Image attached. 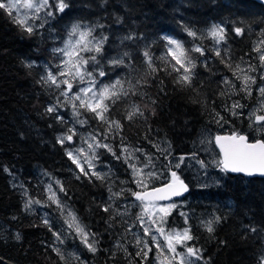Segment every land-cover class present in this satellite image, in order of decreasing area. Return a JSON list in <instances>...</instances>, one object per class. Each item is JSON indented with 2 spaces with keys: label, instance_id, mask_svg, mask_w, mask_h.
Segmentation results:
<instances>
[{
  "label": "trees",
  "instance_id": "1",
  "mask_svg": "<svg viewBox=\"0 0 264 264\" xmlns=\"http://www.w3.org/2000/svg\"><path fill=\"white\" fill-rule=\"evenodd\" d=\"M56 2L49 0L52 16H46L45 9L39 18H29L32 34L14 22V11L10 16L0 9V264H133L122 240L132 223L126 219H134V209L125 216L122 203L137 201L132 195L136 188L130 168L119 154L122 147L153 169L159 165L162 177L151 179L149 189L170 181L169 163L184 158L172 170L187 186V195L168 215L166 225L191 230L194 239L188 244L200 250L199 264H259L264 256V178L231 176L209 164L199 174L187 165L193 159L204 163L196 146L205 131L237 132L250 142L264 140V133L251 129L245 115L255 104V89L262 82L264 8L250 0H65L68 7L60 12ZM77 23L81 29H93L97 40L107 37L101 53L84 55H97L99 65L89 67L107 73L99 78L101 83L119 80L127 92L105 113L120 122L119 129H109L83 108L78 111L86 123L76 124L77 117L66 105L70 101L60 95L65 86L58 89L41 79L53 70V50L69 39L71 27ZM213 25L225 30L220 43L209 35ZM236 27L243 29L241 35H236ZM185 29L195 32L196 38ZM129 36L132 39H125ZM165 37L182 42L185 49L199 46L205 50L204 55L189 53L196 64L191 87L176 82L180 73L172 70L175 61L166 56ZM146 49L155 72L146 63ZM119 58L123 64L111 63ZM245 75L255 78L251 95L241 90ZM235 101L244 105L233 110L238 115L229 111ZM51 106H56L53 113L47 111ZM133 106L143 115L129 120L127 113ZM85 131L111 148V152L98 149L96 172L103 179L78 171L67 155L68 145L59 142L70 134L75 140L78 132ZM204 174L208 180L200 178ZM49 186L89 233V240L95 238L94 253L49 200ZM61 186L64 191L59 190ZM27 193L40 201L37 208L24 207ZM106 206H110L108 211H104ZM208 221L213 222L212 232L205 226ZM53 231L73 239L68 246L79 262L70 257L72 253L54 251L58 248Z\"/></svg>",
  "mask_w": 264,
  "mask_h": 264
},
{
  "label": "snow or ice",
  "instance_id": "2",
  "mask_svg": "<svg viewBox=\"0 0 264 264\" xmlns=\"http://www.w3.org/2000/svg\"><path fill=\"white\" fill-rule=\"evenodd\" d=\"M24 8L31 10L32 13L36 14L34 18H39L38 14L47 9L45 12L46 16H52L53 11L51 10L52 6L49 4V0H24L22 5ZM20 7V0H0V9H3L10 16L12 15L13 9H18ZM68 7L65 0H57L55 4V8L63 12L64 9ZM14 22L21 25L24 31L32 34L34 31L33 25L27 24V15L25 16H14ZM42 26V25H41ZM189 36L196 38V33L185 29ZM236 35H241L243 33V29L241 27H236L234 29ZM93 29H81L80 24H73L71 30L69 32V40L65 43L63 48L54 49L55 53H58L64 57H67L66 60L62 62L61 65L57 67L60 71L57 74H53L52 72H48L46 77H42L41 79L45 82H51V84L55 85L56 88L60 89L61 84L66 85L67 91L61 90L60 95L65 97V100L72 102L73 109H77L76 101L79 102V108H83L86 111H90L94 114V118L99 119L103 123L107 124L109 129L113 126L119 129L121 127L119 121L110 120L105 116V113L108 112L111 104H114L117 100L121 99L122 96H126L127 92L124 90L121 81L117 80L113 84H103L101 83L99 78H102L107 75L102 68L99 70L93 68L90 70V65H99L100 61L97 60V55H84L85 53H96L99 54L102 52V46L104 41L107 39L106 36L101 37L99 40L96 39L92 35ZM211 36L216 40L217 43H220L225 39V30L223 27L219 25H213L211 30ZM72 37H76V39H72ZM125 39H132L131 36L125 37ZM167 41L168 50L166 56H170L175 64L172 65V70L180 73L178 77H176V82L181 85H186L191 87L194 73L192 69L195 68L196 64L194 58L189 54L190 52H197L200 55H204V49L199 46L193 47L191 49H185L182 42L165 37ZM264 44V41H261ZM257 52H260V48L254 49ZM146 58V63L148 67L155 72L157 69L153 66L152 58L150 52L146 49L143 53ZM216 55L220 56L219 50H216ZM124 56H128V53L125 52ZM162 60H165V63H168L165 57H161ZM260 60L264 63V54L260 55ZM221 62H225L222 58ZM113 65L123 64V58L113 59L111 61ZM31 66V65H29ZM178 66V67H177ZM231 69V65H228ZM239 67V66H237ZM181 69L183 70L181 72ZM251 71H256L254 66H250ZM243 71V70H241ZM58 76L65 77V79L58 81ZM261 79H264V75H261ZM243 88L242 91L246 92L247 95H251L250 84L255 83V78L245 75L243 77ZM77 83L79 85H86V87H80L78 91L73 93V83ZM139 83V81H138ZM225 83H228L226 80ZM261 96H264V87H260L258 89ZM69 93H72L69 96ZM134 94V93H133ZM105 101H110L111 103H105ZM244 105L240 104L239 101L233 102L229 111L232 112L233 115H238L237 112L233 111L234 109L243 108ZM49 113H53L56 111V106H51L47 109ZM256 111L264 112V101L261 102V107L258 110H254L250 114L251 124L260 125L257 128L258 132H264V115H257ZM74 116L79 117L80 112L78 110L74 111ZM137 114L143 115V112L140 111L139 107L133 106L132 110L127 113V118L131 120ZM57 119L62 120V117H56ZM221 119H223L221 117ZM81 124L86 123V121H79ZM71 133L72 130L69 129ZM74 134V133H73ZM72 140V135H67L64 138L60 139L59 142L61 144L64 143V140ZM95 139V137H93ZM217 145L220 147L221 152L224 155L223 160L219 161V165H222L224 171L230 172H243L247 175H253L259 173L260 175H264V140H257L253 143L248 141V138L244 134H240L237 132H233L229 136H217L215 137ZM95 147H103L111 151V148L106 145L97 142ZM93 145L89 144V149H92ZM83 152V150H79ZM126 151V149H125ZM139 151V149L137 150ZM115 155V153H113ZM68 157L76 164L77 168H80L81 172L85 176H89V172H85L82 165L79 163L78 159L73 155V152H68ZM93 158H95V154H93ZM119 158V157H117ZM183 157L180 160L169 167V172L171 173L170 181L164 186L160 188H155L152 191H147V183L143 178H139L136 180V183L145 191L142 192H133L132 195L135 197L137 201H140L137 207L141 208V212L137 215V220H139L140 226L143 228V235L150 236L153 246L160 252H162L165 248L169 252H171L172 259L179 258L178 264H195V260H199L202 257L199 255V249H196L188 244V241L194 239L191 234V230L189 228H183L181 230L168 229L166 230L165 225L167 221L165 217L168 216L173 208L176 207L175 204L168 205H160L156 203V201L168 200L174 195H180L181 192L187 191V186L177 175L176 171H173L172 168H179L180 164L183 163ZM89 163L90 169L93 167L90 161H86ZM151 160L149 158V164ZM203 164V162H200ZM148 166V165H145ZM133 168V172L137 177L142 176V169H137L135 165H131ZM5 171H8L5 169ZM92 176H95L97 179H103V175L101 173H97L95 171H91ZM148 178H152L155 174L152 172H148ZM79 179V176H77ZM50 195L49 200L56 204L57 208L61 210L63 213L64 206L60 203L59 199L56 196L55 192H51V186H49ZM60 191H64L61 186ZM113 195H120V193H114ZM33 203L39 204L40 201H33L29 199L24 207L26 209L31 208ZM110 206H106L104 211H108ZM184 215V213H181ZM71 217V222L69 223V228H73L78 236L81 238V242L85 244L90 252H95V238L89 240V233L85 231L83 227L80 226L76 217L69 213ZM145 217L148 218L147 223H145ZM219 219V218H217ZM45 224H48L49 221L45 219ZM185 223H187V217L185 218ZM212 221H208L205 225L209 232L213 231ZM155 225L153 228L152 226ZM49 230L52 231L51 226H49ZM130 230V229H129ZM255 231V229H252ZM159 234V236L157 235ZM53 236L56 238L59 243L63 244L64 239L62 235L58 232L53 231ZM19 239V236H17ZM163 241V243L161 242ZM136 243L138 245L142 244L143 247L140 248V251L137 255H143L146 259L148 252H151L153 249L149 247L147 241L141 240L137 237ZM177 246L184 248L186 251L184 253L177 251ZM147 249V252L144 251ZM54 251L57 254H60L59 249H55ZM192 258H195L192 259ZM259 264H264V256H262L259 260Z\"/></svg>",
  "mask_w": 264,
  "mask_h": 264
},
{
  "label": "rangeland",
  "instance_id": "3",
  "mask_svg": "<svg viewBox=\"0 0 264 264\" xmlns=\"http://www.w3.org/2000/svg\"><path fill=\"white\" fill-rule=\"evenodd\" d=\"M23 3H24V0H20V7L18 9H13V11L16 13V16L19 15V16L23 17V16L27 15V17H28L27 24L30 25L29 24V18L35 19L34 16L36 14L32 13L31 10L24 8L22 6ZM82 30H84V29H82ZM211 30H212V28L209 31V35L210 36H211V34H210ZM72 39L74 40V39H76V37H72ZM213 40L216 42V40L214 38H213ZM67 41H65L64 44L61 47H59V48H63ZM262 54H264V53H262ZM52 58H54V60L50 63V65H51V67H53V70L49 69L48 72H52L53 74H57L60 71V69L57 66L61 65L62 62L67 59V57H64V56L56 53V55L52 56ZM262 65H263V71H262L261 75H264V63H262ZM63 79H65V77L58 76V81H61ZM63 86H65V89L67 91L66 85H63ZM80 87H86V85H79V84L74 82L73 83V90H72L73 93L78 91V89ZM260 87H264V79H262L261 84L258 87H256V89H255V94H256V102H255V104L253 106L249 107L247 109L246 113H245V115H246V117H247V119H248L250 124H251L250 114L254 110L260 109L261 102L264 101V96H261L259 91H258V89ZM71 95H72V93H69V96H71ZM75 103L77 104V110H78L79 109V102L76 101ZM66 105H68V108L71 110V113H74V111H72L73 110L72 102L66 103ZM256 114L257 115H264V112L256 111ZM81 120H82V118L79 116L74 121L76 122V124H78L80 126H84V124H81L79 122ZM259 127H260V125H253L250 128L253 129L258 134L264 133V132H258L257 131V128H259ZM77 134H78V137L75 140H73V139L71 141L66 140V139L64 140V142H66V144L68 145L67 151L68 152L69 151L73 152V155L78 159V161L82 165L84 171L85 172H89V175H91L90 174L91 171H95L96 172V169H97L98 164H99L98 149H106V148L95 147L97 142H99V143H101V142L99 141L98 136L96 134H93L92 132L85 131L84 133L78 132ZM215 135H217V134L211 133V131H205V132H203V133H201L199 135L200 137H198V139H197L196 148L198 149V152L201 155H203L204 163L200 164L199 161H197L196 159H193V160L189 161L190 164L188 163L187 168H189V167H190V169L196 168L199 171V174H200L201 170L204 171V172L207 171L206 168H205L207 164L214 165V166L217 165L218 166V164H219V156H218V154H217V152L214 149L213 144H212V139H213V136H215ZM93 137H95V139H93ZM89 144L93 145L92 149H89ZM81 149L83 150V152L79 151ZM125 149H126V151H125ZM68 152H67V155H68ZM93 154H95V158H93ZM119 154L127 162V167L129 166V168H130V175H131L133 183L135 185L136 192L145 191V189H142L141 187H139L137 185V183H136L137 179L143 178L146 181V183H147V189L146 190H149V186H151V184H152L151 179L155 178L156 180H159L162 177L163 172H161L160 170H157V169H160L159 165H158L157 169L155 167L153 169L152 166L148 165V162H144L145 159H141L139 156H136L135 152L129 150L128 148L122 147L120 149ZM86 161H90L91 162V165L93 166L91 169L89 167V163L86 162ZM175 163L176 162H171L169 164L174 165ZM131 165H135L137 169H142L143 170L141 177H137L135 175ZM145 165H148V166H145ZM75 166H76V164H75ZM76 168H77V166H76ZM77 169H78V171H81L80 168H77ZM148 172H152L155 175L152 178H148L147 175H146ZM207 177L208 176H206V174H204L200 178H205L206 180H208ZM165 181L168 182L169 180H165ZM29 199L35 201L27 193L26 196L24 197V200L27 202ZM139 204H140V202L135 201L133 199L128 201V202H126V203H122V207L125 210V216L128 214V212L130 211V209L132 207L134 209V211H132V215L134 216V219H126V220H128L129 222H132V223H129L127 225V233L125 234V236L123 237V240H122V246L126 250V253H127L128 257L133 260V264H178V260H179L178 257L176 259H172V255L173 254L171 252H169L167 250V248H165L162 252L158 251L153 246L152 241L150 239V236L143 235V228L140 226L141 222L139 220H137V218H136L137 215L141 212V208L136 206V205H139ZM158 204L165 205V206L168 205V204H175L176 207H177L178 205L183 204V202H179V200H174V201H170L168 203H158ZM37 206H38V204H36V203H33L31 205V207H33V208H37ZM176 207L173 208L171 210V212L173 210H175ZM39 211H41V210H39ZM39 211H37V212L40 213ZM69 213H71V212L64 207L63 214L65 216V219L68 222H71V217L69 216ZM167 217L168 216L165 217V220H167ZM77 221H78V219H77ZM147 221H148V218L145 217V223H147ZM78 223L80 224L79 221H78ZM80 226H81V224H80ZM152 227L154 228L155 225H153ZM165 228H166V230H168V229H175V230L183 229V228H180V229L171 228V227H169L167 225H165ZM72 230L74 231L73 228H72ZM66 234L65 233H61L62 238L64 239V243L63 244L59 243V241H57L56 238L53 236V239L55 241V245L57 246V248L59 250H64V253H67V254L72 253V256H70V257L73 258L75 261L79 262V257L74 254V249L71 248L70 246H68L69 242H71L73 239L67 237ZM75 234H76V232H75ZM157 235L159 236V234H157ZM76 236L78 238H80V236H78L77 234H76ZM137 237H139L143 241H147L149 247H151L153 249L151 252H148V255H147L146 259L143 257L142 254L141 255H137V253L140 251V248L143 247L142 244L138 245L136 243ZM161 242L163 243L162 240H161ZM64 248H66V249H64ZM144 251L147 252V249H144ZM177 251L181 252V253H184L186 250L184 248H181L180 246H177ZM192 259L195 260V258H192ZM195 264H199L198 260H195Z\"/></svg>",
  "mask_w": 264,
  "mask_h": 264
},
{
  "label": "water",
  "instance_id": "4",
  "mask_svg": "<svg viewBox=\"0 0 264 264\" xmlns=\"http://www.w3.org/2000/svg\"><path fill=\"white\" fill-rule=\"evenodd\" d=\"M250 1H253V2L259 4V5H261L264 8V0H250ZM229 135H231V134H217V135L213 136L212 144H213V147H214V149L216 150V152H217V154L219 156V161L223 160L224 155L221 152L220 147L217 145L215 137H217V136H229ZM251 143H253V142H251ZM219 168L225 174H228V175H231V176H241V177H245V178H264V175H260L259 173H256V174H253V175H247V174H245L243 172L224 171L223 168H222V165H219ZM167 183L163 184L162 186L156 187V188L164 187ZM153 189H155V188H153ZM153 189H149L147 191H152ZM186 195H187V191H183V192H181L180 195H174L168 200L156 201V203H168V202L173 201V200H180V199L184 198Z\"/></svg>",
  "mask_w": 264,
  "mask_h": 264
},
{
  "label": "flooded vegetation",
  "instance_id": "5",
  "mask_svg": "<svg viewBox=\"0 0 264 264\" xmlns=\"http://www.w3.org/2000/svg\"><path fill=\"white\" fill-rule=\"evenodd\" d=\"M258 140V139H257ZM255 141V140H254Z\"/></svg>",
  "mask_w": 264,
  "mask_h": 264
}]
</instances>
